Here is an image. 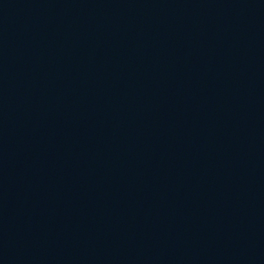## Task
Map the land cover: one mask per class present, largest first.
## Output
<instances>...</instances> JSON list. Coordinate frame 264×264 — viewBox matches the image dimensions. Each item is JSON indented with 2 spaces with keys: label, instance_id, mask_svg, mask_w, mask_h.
<instances>
[{
  "label": "water",
  "instance_id": "1",
  "mask_svg": "<svg viewBox=\"0 0 264 264\" xmlns=\"http://www.w3.org/2000/svg\"><path fill=\"white\" fill-rule=\"evenodd\" d=\"M0 264H264V0H0Z\"/></svg>",
  "mask_w": 264,
  "mask_h": 264
}]
</instances>
